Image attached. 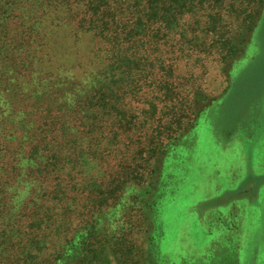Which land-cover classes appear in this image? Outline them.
Instances as JSON below:
<instances>
[{"label": "trees", "instance_id": "obj_1", "mask_svg": "<svg viewBox=\"0 0 264 264\" xmlns=\"http://www.w3.org/2000/svg\"><path fill=\"white\" fill-rule=\"evenodd\" d=\"M263 9L0 0V264L135 262L104 219L133 211L130 190L195 126L209 68L230 81Z\"/></svg>", "mask_w": 264, "mask_h": 264}, {"label": "rangeland", "instance_id": "obj_2", "mask_svg": "<svg viewBox=\"0 0 264 264\" xmlns=\"http://www.w3.org/2000/svg\"><path fill=\"white\" fill-rule=\"evenodd\" d=\"M229 70L209 68L195 126L130 190L131 214L104 219L142 250L112 264H264V9Z\"/></svg>", "mask_w": 264, "mask_h": 264}]
</instances>
